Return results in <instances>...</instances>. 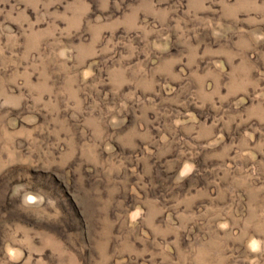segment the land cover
Segmentation results:
<instances>
[{
    "label": "rangeland",
    "instance_id": "obj_1",
    "mask_svg": "<svg viewBox=\"0 0 264 264\" xmlns=\"http://www.w3.org/2000/svg\"><path fill=\"white\" fill-rule=\"evenodd\" d=\"M0 264H264V0H0Z\"/></svg>",
    "mask_w": 264,
    "mask_h": 264
}]
</instances>
